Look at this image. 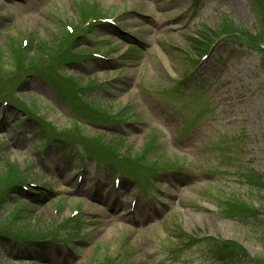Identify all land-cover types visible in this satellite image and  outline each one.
<instances>
[{"label":"rangeland","instance_id":"rangeland-1","mask_svg":"<svg viewBox=\"0 0 264 264\" xmlns=\"http://www.w3.org/2000/svg\"><path fill=\"white\" fill-rule=\"evenodd\" d=\"M261 175L257 0H0V264L264 259Z\"/></svg>","mask_w":264,"mask_h":264},{"label":"trees","instance_id":"trees-1","mask_svg":"<svg viewBox=\"0 0 264 264\" xmlns=\"http://www.w3.org/2000/svg\"><path fill=\"white\" fill-rule=\"evenodd\" d=\"M257 2L259 5L262 6V8H264V0H257ZM224 27L226 28V31H228V29H232L234 31L233 28H235L233 23L230 22L229 20H226L224 22ZM11 108L15 109L14 106ZM13 168H14V166H13ZM1 183H2V181H1ZM20 184H21V182L16 184V186H14V184L12 186H10L9 192L11 191L12 194H14L16 196H24L28 201L34 202V203L36 202L37 204H41L44 201L43 199H40L41 195L40 194L38 195L37 193H33V190L25 192L22 189V187L20 188ZM257 184H258L259 189L261 191H264V175L259 176V178L257 180ZM258 212L261 213V211H258ZM27 222L23 223L22 227L17 228V230H16L17 234L21 235V236H16V239H19L18 241L22 243V244H18L19 247H24V246H28V245L29 246H35V245H39V244L43 245V242H45V240H47L50 237L41 239L42 237L40 235H43L44 232L38 233V231H36V229L33 227V225L31 223H29V222L27 223ZM4 233L5 232H3V231L0 232V239L3 242L5 241L8 243V241L6 240L7 239L6 237L13 236V235H10L7 233L4 234ZM33 233L36 234L37 236L30 238L33 235ZM48 234H51V232H49ZM219 249L221 250L222 255L225 256V258L223 260L226 262L238 263L239 261L248 259L247 264H264L263 258L250 259L247 256L246 252L243 251V249H239L238 247H223V246H221Z\"/></svg>","mask_w":264,"mask_h":264},{"label":"bare ground","instance_id":"bare-ground-1","mask_svg":"<svg viewBox=\"0 0 264 264\" xmlns=\"http://www.w3.org/2000/svg\"><path fill=\"white\" fill-rule=\"evenodd\" d=\"M200 218L198 217V220H199ZM191 221V220H190Z\"/></svg>","mask_w":264,"mask_h":264}]
</instances>
